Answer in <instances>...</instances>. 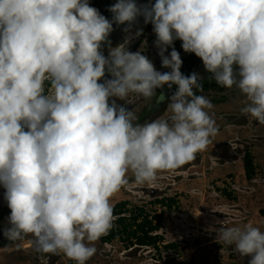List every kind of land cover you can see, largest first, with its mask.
Masks as SVG:
<instances>
[{
	"label": "clouds",
	"instance_id": "clouds-1",
	"mask_svg": "<svg viewBox=\"0 0 264 264\" xmlns=\"http://www.w3.org/2000/svg\"><path fill=\"white\" fill-rule=\"evenodd\" d=\"M108 11L111 20L90 0H0V187L10 209L3 236H30L37 252L76 264L114 227L110 201L129 172L139 184L154 182L218 134L214 105L197 94L204 78L181 72L175 41L209 79L237 89L247 101L241 112L264 125V0H116ZM141 17L169 71L129 50L143 35ZM114 25L126 34L116 47ZM165 85L176 86L168 119L135 122L117 103L131 94L151 99ZM219 239L248 264H264L259 228H221Z\"/></svg>",
	"mask_w": 264,
	"mask_h": 264
},
{
	"label": "rangeland",
	"instance_id": "rangeland-1",
	"mask_svg": "<svg viewBox=\"0 0 264 264\" xmlns=\"http://www.w3.org/2000/svg\"><path fill=\"white\" fill-rule=\"evenodd\" d=\"M115 2L90 0L109 20L112 14L108 9ZM137 3L144 4L147 0H137ZM135 27L143 29V35L132 41L129 50L142 51L158 71H169L161 67L152 25L144 24L141 17ZM122 29L123 26L114 25L110 35L112 47L123 43L126 34ZM174 46L183 61V74L207 75L202 61L195 54L185 53L181 41H175ZM107 51L105 45V55ZM175 91V85L171 89L165 85L151 99L131 94L128 104L119 100L117 103L133 110L135 122L168 119L171 112L167 104ZM197 94L207 97L214 105L210 115L218 134L193 161L175 170L159 172L154 182L139 184L129 172L128 183L110 201L113 207L119 201L128 200L130 209H140L148 215V220L158 226L156 243L138 246L134 242L129 248L122 239L105 243L101 238L95 243V255L86 264H248L250 257H241L234 245H225L219 239V234L221 228H243L248 224L264 231V125L241 112L247 101L235 88L203 90ZM245 151L252 157L254 169L250 176L244 170ZM3 196L4 189L0 187V243L6 239L3 229L8 226L10 215ZM0 264L76 262L63 254L37 252L29 236L0 247Z\"/></svg>",
	"mask_w": 264,
	"mask_h": 264
},
{
	"label": "trees",
	"instance_id": "trees-1",
	"mask_svg": "<svg viewBox=\"0 0 264 264\" xmlns=\"http://www.w3.org/2000/svg\"><path fill=\"white\" fill-rule=\"evenodd\" d=\"M209 75H205L202 80L203 90H225L226 88L219 86L214 80L209 79ZM244 170L246 176H250L251 171L254 169L252 157L249 152L245 151L244 157ZM114 227L106 235L102 237L105 243L114 240L122 239L127 247H132L137 244L138 246H152L159 238L156 233L158 226L153 224V221L148 220V215H144L142 210L130 209V201L122 200L117 202L113 207ZM9 240L5 239L0 243V247L8 244ZM134 242H136L134 244Z\"/></svg>",
	"mask_w": 264,
	"mask_h": 264
}]
</instances>
